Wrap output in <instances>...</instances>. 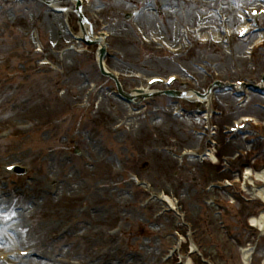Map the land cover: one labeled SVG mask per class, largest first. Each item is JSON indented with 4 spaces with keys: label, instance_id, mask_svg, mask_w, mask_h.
I'll return each instance as SVG.
<instances>
[{
    "label": "rangeland",
    "instance_id": "obj_1",
    "mask_svg": "<svg viewBox=\"0 0 264 264\" xmlns=\"http://www.w3.org/2000/svg\"><path fill=\"white\" fill-rule=\"evenodd\" d=\"M78 1L90 2L91 8L86 9L90 11L103 8L106 12L119 8L122 14L114 13L113 19L95 15L85 18L92 25V33L97 28L105 31L106 25L103 24H107L106 20L110 23L106 30L109 34L106 44L111 50L121 52L123 57L109 55L105 64L121 74L141 75L145 79L176 73L178 62L170 57L164 58L156 47L139 45L137 36L131 31L134 28L140 27L145 36L168 40L175 46L180 40V28H217L214 15L217 13L228 15V27L239 28L244 25L238 20L242 7H262L259 0ZM76 6L77 3L70 0H58L51 5L38 0H24L22 3L0 0V28L6 30L4 36L0 35V53L8 56H13L11 53L21 54L15 67H9L5 61L2 64L6 67L0 70V128L8 124V129L17 134V138L10 137L0 144V250L13 253L28 248L33 254L27 259H16L6 264H122L116 261L115 251L125 255L123 264H155L158 257L176 244L169 232L174 231L180 221L164 211L157 202L142 201L146 197L142 193L143 187L137 188V184L125 176L128 172L136 173L141 182H147V179L153 189L163 190L181 200L187 212L186 219L192 220L205 233L204 249L216 263L241 264L235 244L223 236L215 224L216 218L202 212L199 204V199L205 197L203 187L208 181L218 179V174L209 173L205 165L199 167L194 161L186 165L183 173L174 160L152 151L161 146L192 148L197 143L189 132L197 126L196 121L190 117L179 121L174 119L171 116L173 100L165 97L145 100L141 103L144 104L143 109L138 115H133L131 121L124 104L102 94L93 97V105L84 113L70 112L71 105L82 104L80 93L87 88L86 83L103 78L97 69L96 45L87 49L84 47L82 51L72 50L82 53L75 54L67 52L66 43L57 44L60 39L55 29L59 34V29L63 30L61 16L54 14L52 8H65L69 15L62 18L69 17L72 27L79 34ZM131 8L139 12L135 24L133 20L125 21L123 18ZM162 11L168 15L163 16ZM81 14L83 16V11ZM53 16L56 20L52 19ZM204 17L208 19L200 25L198 19ZM209 21L210 24H207ZM255 26L262 28L264 18ZM15 28H34L33 43H30L27 34H15ZM172 32L175 35L170 36ZM38 42L52 48L50 64L58 71L38 69L39 63L24 60ZM240 43L229 47L234 49L229 58L236 60L231 61L232 66L224 51L216 53L209 50L207 55H202L195 49L180 64L187 68L192 60L205 56L219 63L217 70L223 77L231 75L234 80L242 79L247 59L241 52L243 46L236 50ZM261 69L264 70V67ZM18 71L20 74L13 78V72ZM60 71L66 76L60 75ZM127 85H135L134 78ZM50 88L60 89L58 98L50 96ZM249 96L243 106L228 114L227 110L237 98L226 102L227 107H223L226 116L222 121L230 124L231 120L238 121L242 116L256 118L263 114L252 108L251 103H264V96L251 93ZM85 113L86 116H83ZM55 116L64 119L54 125L52 120ZM39 118L45 119L46 125L41 127V124H36ZM118 122L125 125L121 126V133L114 135L108 128ZM64 139L71 141L70 148L64 147ZM243 140L244 136L234 138L230 147L223 151L232 152L235 149L233 144L241 146ZM263 144L260 143L262 154ZM74 147L80 150V156L73 153ZM115 157L119 158L116 160ZM9 164L28 168V174H6L3 168ZM119 168L125 175H120ZM220 195L228 199L225 194ZM141 203L150 204L142 208ZM235 206L231 209L228 222L235 239H238L243 236L248 213H253L256 208L246 206L239 211L243 205L237 202ZM155 211L157 216L162 217L152 218ZM159 212L163 213L160 215ZM111 228L120 229L123 235L110 240L107 232ZM260 247V255L253 259V264L264 261V240ZM104 248L110 249L108 256ZM194 263L199 264L196 260Z\"/></svg>",
    "mask_w": 264,
    "mask_h": 264
},
{
    "label": "bare ground",
    "instance_id": "obj_2",
    "mask_svg": "<svg viewBox=\"0 0 264 264\" xmlns=\"http://www.w3.org/2000/svg\"><path fill=\"white\" fill-rule=\"evenodd\" d=\"M52 19H53V20H56L54 16H53ZM207 19H208V18H206V17H204V18H200V19H198V23L201 25V22H202V21H206ZM239 19H240V17H239ZM147 23H149V22L147 21ZM52 24H53V23H52ZM52 24H51V25H52ZM88 28H89V27H88L87 25H85V30H84L85 32H83V33L85 34L86 37L89 36V32H88L89 30H88ZM213 28H214V27H213ZM259 194L261 195V198L264 199V193L260 192ZM261 218L264 219V215H263Z\"/></svg>",
    "mask_w": 264,
    "mask_h": 264
},
{
    "label": "snow or ice",
    "instance_id": "obj_3",
    "mask_svg": "<svg viewBox=\"0 0 264 264\" xmlns=\"http://www.w3.org/2000/svg\"><path fill=\"white\" fill-rule=\"evenodd\" d=\"M245 31H247V30H245ZM241 35H244V32H241Z\"/></svg>",
    "mask_w": 264,
    "mask_h": 264
},
{
    "label": "water",
    "instance_id": "obj_4",
    "mask_svg": "<svg viewBox=\"0 0 264 264\" xmlns=\"http://www.w3.org/2000/svg\"><path fill=\"white\" fill-rule=\"evenodd\" d=\"M101 53H102V51H101Z\"/></svg>",
    "mask_w": 264,
    "mask_h": 264
}]
</instances>
